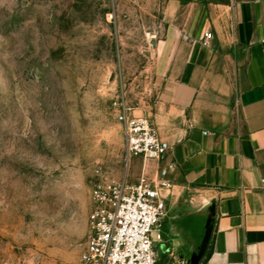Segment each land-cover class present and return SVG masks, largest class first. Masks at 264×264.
<instances>
[{
    "label": "rangeland",
    "instance_id": "374dc122",
    "mask_svg": "<svg viewBox=\"0 0 264 264\" xmlns=\"http://www.w3.org/2000/svg\"><path fill=\"white\" fill-rule=\"evenodd\" d=\"M162 20L160 0H0V264H85L90 189L123 179L118 114Z\"/></svg>",
    "mask_w": 264,
    "mask_h": 264
},
{
    "label": "crops",
    "instance_id": "0c3cea01",
    "mask_svg": "<svg viewBox=\"0 0 264 264\" xmlns=\"http://www.w3.org/2000/svg\"><path fill=\"white\" fill-rule=\"evenodd\" d=\"M160 12L127 113L169 148L129 156L121 181L166 170L158 264H264V0H160Z\"/></svg>",
    "mask_w": 264,
    "mask_h": 264
},
{
    "label": "built area",
    "instance_id": "2783aa9c",
    "mask_svg": "<svg viewBox=\"0 0 264 264\" xmlns=\"http://www.w3.org/2000/svg\"><path fill=\"white\" fill-rule=\"evenodd\" d=\"M208 35L203 33L204 38ZM118 120L124 126L128 156L160 159L165 155L169 145L146 116L129 115L122 105ZM165 176L162 169L154 181L141 176L135 183L99 181L91 187L81 252L85 264H157L152 232L166 215V197L160 192L170 187Z\"/></svg>",
    "mask_w": 264,
    "mask_h": 264
}]
</instances>
